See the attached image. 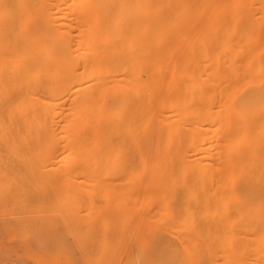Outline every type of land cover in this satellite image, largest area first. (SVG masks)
<instances>
[{
    "label": "bare ground",
    "instance_id": "6f19581e",
    "mask_svg": "<svg viewBox=\"0 0 264 264\" xmlns=\"http://www.w3.org/2000/svg\"><path fill=\"white\" fill-rule=\"evenodd\" d=\"M5 5L44 28L18 45L0 21V138L54 149L20 169L47 191L51 171L89 195L166 187L200 202L213 264H264V0Z\"/></svg>",
    "mask_w": 264,
    "mask_h": 264
},
{
    "label": "rangeland",
    "instance_id": "374dc122",
    "mask_svg": "<svg viewBox=\"0 0 264 264\" xmlns=\"http://www.w3.org/2000/svg\"><path fill=\"white\" fill-rule=\"evenodd\" d=\"M16 140L0 138V144H6L0 145V154L6 151L0 156V264H138L144 253L136 238L145 235L153 238L156 258L160 260L171 264H213L206 229L198 228L202 225L198 218L201 204L194 198L152 186L144 188L151 191L141 193L101 190L82 194L81 188L63 184L52 171L42 179L51 190L47 191L44 181L40 186L41 180L35 179L36 173L34 177V172L20 169L23 166H19L18 159L28 157L29 161L30 155L34 162L36 157L39 164H34L39 167L54 149L41 144L48 141L44 139H38L36 146L21 147ZM8 156L13 157V164ZM28 165L35 171L36 165Z\"/></svg>",
    "mask_w": 264,
    "mask_h": 264
},
{
    "label": "snow or ice",
    "instance_id": "6c2138e0",
    "mask_svg": "<svg viewBox=\"0 0 264 264\" xmlns=\"http://www.w3.org/2000/svg\"><path fill=\"white\" fill-rule=\"evenodd\" d=\"M24 7L23 5H5L3 16L0 17V21H2L3 26L5 27L6 31H8L9 36L15 37V42L18 45H25L27 46L31 41L39 38L44 31L43 25L41 23V19L37 17L35 21L31 24V26L27 29L18 28L15 25V20L13 17V12L16 8ZM31 7H39L31 6ZM10 30V31H9ZM237 105L244 109L250 104V101L247 100L244 96H241L237 99ZM261 103L264 104V95L261 97ZM239 195L241 198H246L247 193L245 190H240ZM264 199V197H262ZM138 242L141 244L144 253V259L138 262V264H171V262L163 261L156 258V249L154 247L153 238L150 235H145L136 238ZM59 264H67L65 261H60ZM78 264V262H77ZM88 264H93V262L89 261Z\"/></svg>",
    "mask_w": 264,
    "mask_h": 264
}]
</instances>
